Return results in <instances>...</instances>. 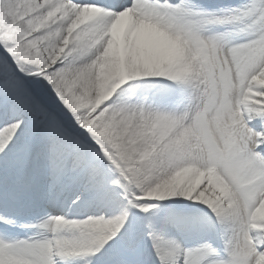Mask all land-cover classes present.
<instances>
[{"label": "snow or ice", "instance_id": "1", "mask_svg": "<svg viewBox=\"0 0 264 264\" xmlns=\"http://www.w3.org/2000/svg\"><path fill=\"white\" fill-rule=\"evenodd\" d=\"M0 264H264V0H0Z\"/></svg>", "mask_w": 264, "mask_h": 264}, {"label": "bare ground", "instance_id": "2", "mask_svg": "<svg viewBox=\"0 0 264 264\" xmlns=\"http://www.w3.org/2000/svg\"><path fill=\"white\" fill-rule=\"evenodd\" d=\"M244 1V0H242ZM198 2H202V3H208L211 4L212 6H224V7H228L231 5H234L235 3L239 2L238 0H198ZM180 200L177 197L174 198H169L165 201H153V203H156L158 205V208L162 209L167 207V208H172L175 209L177 207V205H180ZM183 207H185V205H180ZM196 207H198V205H193L192 203L189 205V208L191 209H196ZM191 209H186V211H190ZM183 210V209H182ZM152 212H155L156 209L151 210ZM183 212V211H182ZM193 216H198V214L196 213H190Z\"/></svg>", "mask_w": 264, "mask_h": 264}, {"label": "rangeland", "instance_id": "3", "mask_svg": "<svg viewBox=\"0 0 264 264\" xmlns=\"http://www.w3.org/2000/svg\"><path fill=\"white\" fill-rule=\"evenodd\" d=\"M177 198H179V200L181 201V203L183 202V203H187V204H191V202H189V201H187V200H184L183 198H180V197H177ZM198 205V204H197ZM200 206V205H199ZM201 208H203V209H207L206 208V206H201ZM209 211V210H208ZM209 213H210V211H209ZM211 214V213H210Z\"/></svg>", "mask_w": 264, "mask_h": 264}]
</instances>
